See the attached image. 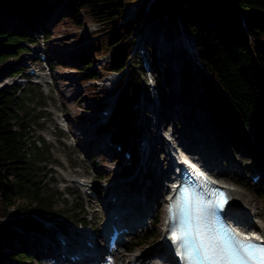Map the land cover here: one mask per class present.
<instances>
[{"label": "rangeland", "instance_id": "1", "mask_svg": "<svg viewBox=\"0 0 264 264\" xmlns=\"http://www.w3.org/2000/svg\"><path fill=\"white\" fill-rule=\"evenodd\" d=\"M63 12L65 10L61 5L54 7L52 18L55 14ZM134 17V14H126L124 20ZM124 20L121 22L125 23ZM54 24V19L49 20L44 24L45 29L41 27L36 31H28L34 41L26 43L27 49L19 53L15 66L18 70L17 73L14 76L12 74L0 76V87L25 88L28 84V77L23 74L26 73V68L22 67L25 63L38 65L40 73L44 77L42 85L37 86V91L41 95L38 100L40 99L44 104H41V110L37 108L32 111L39 125L33 122L29 134L32 140L40 138L43 133L50 136L51 141L46 142L50 148L52 160L42 164L45 168L39 173L38 179L43 183L46 182L47 188L44 193L57 190L60 194L54 202V211L51 214L53 220L51 222L43 221L46 232L41 235L29 234L34 248L35 245L37 246L36 249H32L34 254L40 250L45 252L43 245L47 241H52L56 222L67 225L66 228L70 234L77 235L82 230L89 229L100 232L104 224L106 208L111 206L110 203L105 205L102 198L117 191L123 196L125 193H130L133 200L139 199V197L141 199L144 195L145 199L157 206L154 215L157 214L159 222L157 224L153 222L152 226L148 228V231L151 232L149 234H152L154 239L146 241V245L129 252L120 249L114 264H122L132 255H150L148 252L151 248L157 247L160 232L163 229L166 204L164 198L166 197L165 190H167L163 189L165 186L159 188L158 181L161 182V179L155 169L161 171L162 161L165 158L169 162L172 161L170 154V152L173 153L172 146L193 153L194 158L198 157L206 164L214 163V172L216 174L223 173L216 176L220 183L243 191L253 206L262 212L261 217H250L251 220L255 224H264V199L257 195L259 184H253L250 179L255 175L251 173H255L256 170H264L261 164L264 159L261 150L259 147L250 150L241 144L235 145L223 133L219 132L213 121L209 119L206 110L198 105L200 101L199 84L196 80H184L183 78L184 64L188 63L193 67L197 61L195 40L173 12L139 24L131 34L136 38L135 41L133 40L132 54L135 55L136 75L142 83V90L139 102L133 107L131 117L126 118L124 122L125 125H128L129 121H133L134 132L129 136V139L135 146L133 150L134 162H136L139 151L145 166H147L145 171L152 175L151 181H148L145 178L146 175H143L144 182L140 181L139 171L129 172V167L125 164L122 155L118 154L119 159H115L113 151H106L105 146L99 140V134H101L99 129L103 125L99 127L95 123L100 120L106 123L109 120L101 116L100 109L108 104L110 95L113 94V91H110L112 81L120 76V73L110 74L111 72H106L103 69L105 60H109L110 55L99 56L92 53L91 68L97 77L87 83L81 78V66L70 60L72 53L79 55L82 50L90 52L93 39L99 35L100 31H104L105 26L89 18H83L82 26L79 29L67 24H61L56 28ZM46 32L50 33L49 38H45ZM146 49L150 54L147 69L143 66L144 56H147ZM40 53L46 56L42 63L35 56ZM197 74L198 72L195 71V77H198ZM90 82L95 84L96 88L92 92L96 94L95 96L100 97L102 106L99 105V100L95 96H91V90L87 88ZM34 106L35 103L30 104L32 108ZM60 112L66 117L68 125L71 127L68 133L62 132L58 128ZM160 122L161 124H159ZM81 124L84 126L78 129V125L81 126ZM85 129L86 133L83 134L82 131ZM142 142H144L146 150L141 148ZM175 159L174 157L173 160L175 161ZM53 165L60 167L61 172H64L63 174H66L67 178L77 175L94 181L96 188L101 191L97 193L98 197L89 200L81 196L74 188L60 189V183L64 181V178L62 174L52 171V169L50 171ZM164 168H167V164ZM260 179L263 180L264 175ZM118 182H121L119 185L120 188H123L122 191L107 190L108 185L118 184ZM156 182L159 186L151 189ZM148 187L150 189H147ZM228 195H230L229 192ZM128 205L133 208V212H141L140 209L137 210L136 206L143 204H139L138 200V203H129ZM70 209L76 214H81L78 217L86 218L85 227L81 228L80 220L70 216L72 214L69 212ZM147 234L127 239L129 241L132 239L133 242L141 241ZM29 238L28 242L32 246ZM2 250L9 251V248L3 246ZM26 252L28 253V250ZM40 257L44 256L38 254L36 258H33L32 264H40ZM3 262L17 264L14 259L8 257L4 258Z\"/></svg>", "mask_w": 264, "mask_h": 264}, {"label": "trees", "instance_id": "2", "mask_svg": "<svg viewBox=\"0 0 264 264\" xmlns=\"http://www.w3.org/2000/svg\"><path fill=\"white\" fill-rule=\"evenodd\" d=\"M135 1L0 0V75L17 73L19 53L34 41L28 31L45 29L49 20H55L56 28L67 24L79 29L83 18L104 25L90 52L72 53L70 60L81 66L85 83L97 77L91 68L92 53L110 55L103 65L106 72L128 70L111 119L101 130L110 129L114 140L130 143L133 121L125 125L124 120L131 117L142 90L132 54L136 38L131 34L139 24L173 12L195 40L197 61L193 67L184 64L183 78L199 84L198 105L235 145L250 150L259 147L264 157V0H153L146 11L124 20L126 5ZM58 5L65 12L52 18ZM49 36L46 32L45 38ZM87 88L94 97L95 84L90 82ZM38 97L37 86L32 84L23 89L0 87V264H7L3 262L6 257L17 264H32L34 254L26 252L31 247L29 234L46 231L41 219L53 220L54 202L60 194L44 193L47 186L38 179L45 168L43 161L52 160L46 142L39 138V145L29 134L33 122L39 125L32 112L44 104ZM95 98L101 102L100 97ZM257 194L264 199V183ZM79 215L73 211L70 216L86 223ZM55 226L65 228L60 222ZM150 239L146 235L127 249L142 247ZM3 246L9 251L4 252Z\"/></svg>", "mask_w": 264, "mask_h": 264}, {"label": "snow or ice", "instance_id": "3", "mask_svg": "<svg viewBox=\"0 0 264 264\" xmlns=\"http://www.w3.org/2000/svg\"><path fill=\"white\" fill-rule=\"evenodd\" d=\"M215 207L222 210L225 194L214 190ZM177 206L182 207L184 219L174 226L170 239L179 241L185 264H264V244L240 241L221 229H213L204 223L207 205L184 190Z\"/></svg>", "mask_w": 264, "mask_h": 264}, {"label": "bare ground", "instance_id": "4", "mask_svg": "<svg viewBox=\"0 0 264 264\" xmlns=\"http://www.w3.org/2000/svg\"><path fill=\"white\" fill-rule=\"evenodd\" d=\"M36 78H39L40 79V77H36ZM111 80V79H110ZM166 123V122H165ZM159 124H161V122L159 123ZM160 126V125H159ZM163 127V126H162ZM159 138H160V136H159ZM189 141V140H188ZM196 144V143H195ZM198 144V143H197ZM195 147V146H194ZM175 152H176V154L174 155V157L176 158V162H178V160H180L181 158V156L179 155V154H177V149H175ZM196 157V156H195ZM196 158H198V157H196ZM199 159V158H198ZM200 161H202L201 159H199ZM176 162L173 160V162L171 163V165L172 164H176ZM203 162V161H202ZM216 162V161H215ZM170 162H169V160L168 159H163V161H162V165L163 166H161V171L160 170H158V169H155V171L159 174V176L162 174V177L164 176V173H163V171H165L164 170V166H165V164H169ZM204 163V162H203ZM190 164L192 165V166H194V167H198V168H202L201 166H199L198 164H196V163H193V162H190ZM205 164V163H204ZM213 172H214V170H213ZM219 173V175H222L223 173H220V172H218ZM157 178V177H156ZM158 184H160L161 185V187H162V183L161 182H159L158 181ZM157 184V182L156 183H154L153 184V186L151 187V189H155L157 186H159ZM160 188V187H159ZM227 188H228V192L230 193V195H228L229 196V203H228V213H231V214H235V216L237 217V218H240V220L242 221V222H248V221H250L249 222V224L251 225V226H253V227H255L257 230H259V231H261L263 234H264V224H255L252 220H251V218L250 217H256V216H259V217H261L262 215H261V211L259 210V209H256L254 206H253V204H252V202L246 197V195L244 194V192L243 191H241V190H238V189H236V188H232V187H229L228 185H227ZM147 189H150V187H148ZM163 189H166V188H163ZM174 189V188H173ZM168 192H172V191H170V188H169V190H168ZM164 193V192H163ZM131 196V194L130 193H125V196H123V195H121V197H122V199H121V201H122V203H127V205L129 204V203H132V204H134V203H138V200H140V197H139V199L138 198H135L134 200L133 199H131L132 197H130ZM169 196H168V194H167V198H168ZM166 198V199H167ZM166 199L164 198V200H165V202H166ZM156 200V199H155ZM109 201H111V199L109 200ZM137 207V210H139L140 209V211L141 212H133V208L131 207V212H127V215L128 216H133L132 217V219L133 220H131L130 222H129V225H130V227L132 228V230H136V231H138V230H140V229H143L144 227H145V225L144 224H142V225H139V226H137V227H134V223L135 222H137L138 220H139V218L142 216V214L144 213V212H148L150 209H151V206L150 205H142V206H140V205H137L136 206ZM263 210V209H262ZM126 213V212H125ZM127 223V224H126ZM125 223V225H128V222H126ZM163 226H164V228H165V222H164V224H163ZM162 226V227H163ZM164 228L162 229V230H164ZM162 230H161V232H162ZM88 234V233H87ZM158 247H160V244H158L157 245V247L155 246L154 248H151L150 249V252H148L150 255L149 256H152V257H156V256H158V254H160L162 251H157V249H158ZM83 249L84 250H86L87 252L86 253H97L98 252V250H99V246H98V244L94 247V249H88L85 245L83 246ZM152 254V255H151ZM97 256V254L95 255V257ZM95 257H94V259H95ZM129 258V260H128V262L129 263H136V262H140V261H143L142 260V258H141V256H138V255H133V256H131V257H128ZM87 259V257H83V261L84 260H86ZM146 259H148V257L146 258ZM167 260H169V257L167 258ZM152 261L153 262H151L150 264H159V263H156V261H155V259L153 260L152 259ZM163 264V263H162Z\"/></svg>", "mask_w": 264, "mask_h": 264}]
</instances>
